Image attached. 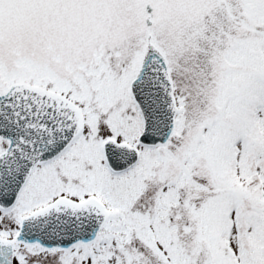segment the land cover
Here are the masks:
<instances>
[{"label":"snow or ice","instance_id":"1","mask_svg":"<svg viewBox=\"0 0 264 264\" xmlns=\"http://www.w3.org/2000/svg\"><path fill=\"white\" fill-rule=\"evenodd\" d=\"M0 264H264V0H0Z\"/></svg>","mask_w":264,"mask_h":264}]
</instances>
